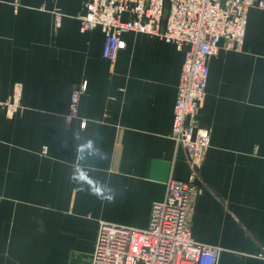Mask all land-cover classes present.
I'll return each instance as SVG.
<instances>
[{"label": "crops", "instance_id": "0c3cea01", "mask_svg": "<svg viewBox=\"0 0 264 264\" xmlns=\"http://www.w3.org/2000/svg\"><path fill=\"white\" fill-rule=\"evenodd\" d=\"M83 3L0 0V103L21 86L18 109H0V264H91L101 223L145 229L167 180L189 176L170 138L186 47L128 32L110 62L101 30L79 31ZM208 67L191 235L221 248L218 264H264V7Z\"/></svg>", "mask_w": 264, "mask_h": 264}, {"label": "built area", "instance_id": "2783aa9c", "mask_svg": "<svg viewBox=\"0 0 264 264\" xmlns=\"http://www.w3.org/2000/svg\"><path fill=\"white\" fill-rule=\"evenodd\" d=\"M255 6L264 7V2L84 0L79 31L100 29L104 36L102 55L110 62L124 47L121 36L128 32L157 37L177 49L186 47L170 138L176 151L184 153L188 179L167 180L164 198L152 205L145 229L101 223L91 264H218L221 248L197 242L190 231L203 183L200 168L210 146L209 131L197 126V117L206 95L209 59L220 49L242 48L248 11ZM85 90L83 82L72 91L68 118L76 117ZM20 91L18 86L10 100L0 103V109L14 113L19 107ZM254 256L264 262V245Z\"/></svg>", "mask_w": 264, "mask_h": 264}, {"label": "clouds", "instance_id": "9594fccd", "mask_svg": "<svg viewBox=\"0 0 264 264\" xmlns=\"http://www.w3.org/2000/svg\"><path fill=\"white\" fill-rule=\"evenodd\" d=\"M92 149L93 148V143L91 140H88L86 143H80L79 145V157L81 158L82 153L84 151V149Z\"/></svg>", "mask_w": 264, "mask_h": 264}]
</instances>
